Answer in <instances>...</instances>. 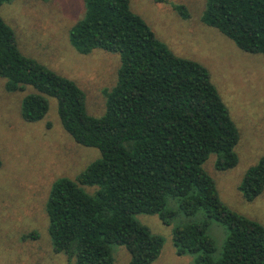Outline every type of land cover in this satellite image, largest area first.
Segmentation results:
<instances>
[{
  "label": "trees",
  "instance_id": "obj_1",
  "mask_svg": "<svg viewBox=\"0 0 264 264\" xmlns=\"http://www.w3.org/2000/svg\"><path fill=\"white\" fill-rule=\"evenodd\" d=\"M8 1L0 0V6ZM176 9L186 15L183 5ZM201 21L241 50L264 54V0H206ZM68 39L82 54L100 48L119 55L117 80L104 90L101 116L87 113L85 94L74 81L23 55L0 15L5 90H33L22 99L21 117L42 119L47 97H54L65 131L101 154L74 179L52 184L46 212L53 250L73 264H113V246L123 245L128 264H151L163 239L134 215L156 213L171 224L182 213L189 220L171 232L178 256L194 255L193 264H264V225L225 204L203 167L210 155L217 170L238 161V129L207 68L173 53L131 10L129 0H85ZM82 186L97 188L89 194ZM263 188L264 155L238 185L247 201ZM174 200L176 208L169 206ZM200 212V219H190ZM213 220L227 230L219 251L207 234Z\"/></svg>",
  "mask_w": 264,
  "mask_h": 264
},
{
  "label": "rangeland",
  "instance_id": "obj_2",
  "mask_svg": "<svg viewBox=\"0 0 264 264\" xmlns=\"http://www.w3.org/2000/svg\"><path fill=\"white\" fill-rule=\"evenodd\" d=\"M129 3L173 53L207 68L238 129L234 148L238 161L230 169L217 170L215 155H210L203 167L225 204L264 225V188L252 201L238 189L246 169L264 155V54L243 51L204 24L206 0ZM179 5L184 6L185 16L176 9ZM84 12L85 0H10L0 6L21 53L74 81L85 94L87 113L98 117L105 111L104 90L115 85L120 61L116 52L96 48L82 54L71 46L68 31ZM4 83L0 76V264H73L65 253L53 250L47 197L57 179H74L101 154L95 147L76 143L65 131L54 97H47L44 117L29 122L20 110L24 95L33 90L7 92ZM82 188L92 194L97 187ZM169 206L176 208V201ZM134 218L163 239L151 264H193L194 255L178 256L171 239L172 227L189 220L182 213L171 224L163 223L156 213H138ZM207 234L219 251L227 235L225 226L213 220ZM112 255L113 264H128L130 259L123 245H114Z\"/></svg>",
  "mask_w": 264,
  "mask_h": 264
}]
</instances>
